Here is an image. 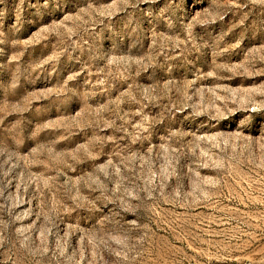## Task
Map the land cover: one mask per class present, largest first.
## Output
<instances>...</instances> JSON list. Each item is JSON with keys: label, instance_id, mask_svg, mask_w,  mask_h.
<instances>
[{"label": "rangeland", "instance_id": "obj_1", "mask_svg": "<svg viewBox=\"0 0 264 264\" xmlns=\"http://www.w3.org/2000/svg\"><path fill=\"white\" fill-rule=\"evenodd\" d=\"M0 264H264V0H0Z\"/></svg>", "mask_w": 264, "mask_h": 264}]
</instances>
